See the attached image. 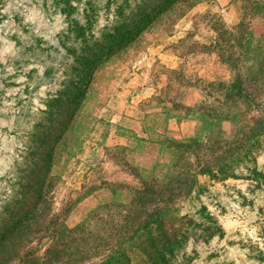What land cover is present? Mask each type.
Segmentation results:
<instances>
[{"label": "rangeland", "instance_id": "obj_1", "mask_svg": "<svg viewBox=\"0 0 264 264\" xmlns=\"http://www.w3.org/2000/svg\"><path fill=\"white\" fill-rule=\"evenodd\" d=\"M118 1L0 0V216L41 111L63 85L88 80L81 57L116 21ZM254 1L202 3L172 32L156 29L120 56L97 62L73 134L76 155L53 172L51 215L33 229L51 216L75 226L106 202L114 207L101 216L122 221L134 213L139 173L151 176L159 164L154 174L162 178L188 167L182 189L163 192L175 198L174 214L189 220L174 264H264V18L253 14ZM220 56L243 62L240 74L255 103L225 99L238 76ZM248 58L258 61L253 71ZM181 123L193 133L186 125L183 134ZM162 137L195 138L197 146L179 157ZM118 146L129 151L113 157L108 150ZM222 159L232 161L223 170ZM206 167L215 178L201 174Z\"/></svg>", "mask_w": 264, "mask_h": 264}, {"label": "trees", "instance_id": "obj_2", "mask_svg": "<svg viewBox=\"0 0 264 264\" xmlns=\"http://www.w3.org/2000/svg\"><path fill=\"white\" fill-rule=\"evenodd\" d=\"M215 1H118L116 21L106 26L100 38L88 46L91 54L81 57V64H88L85 74L88 80L82 84L71 81L63 85L47 102L46 110L41 111V118L34 127L22 166L17 167L9 183L11 193L3 202L0 216L3 221L0 223V264H174L175 253L181 248L179 240L183 228L189 220L174 214L176 207L170 203H174L175 198L167 200L163 198V192L182 189V184L184 186L191 176L188 167L172 175L167 173L162 178L154 174L159 164L150 172L151 176L143 177L139 173L142 183L141 187L133 190L131 206L134 213H129L122 221L101 216L102 211L114 207L112 202H106L90 211L75 226H69L65 220H58L54 216L37 230L33 226L51 215L56 178L53 172L64 171L66 164L76 155L73 134L78 128L79 112L97 65L141 44L145 34L156 29L164 33L172 32L176 24L195 7ZM252 5L253 14L264 18V2L256 0ZM215 26L223 28L222 23ZM245 27L246 24L242 23L239 29ZM80 30L83 33L82 27ZM98 61L101 62L98 64ZM220 61L237 71L238 76L228 86L225 99L244 98L255 103L254 93L249 92L245 86L247 81L240 74L243 62L233 56H220ZM257 63L256 58L244 61L249 71L255 70L254 65ZM251 89L257 91L254 87ZM233 119L237 124L245 125L240 120L236 121V117ZM162 138L161 144L167 145L166 149L179 157H190L191 149L197 146L195 138L187 142ZM137 141L140 144L147 142L144 138H137ZM108 151L113 157H119L129 149L118 146ZM226 161H222V170L232 163ZM201 174L216 177L211 167L202 169ZM33 237L37 240L36 244L32 241Z\"/></svg>", "mask_w": 264, "mask_h": 264}, {"label": "crops", "instance_id": "obj_3", "mask_svg": "<svg viewBox=\"0 0 264 264\" xmlns=\"http://www.w3.org/2000/svg\"><path fill=\"white\" fill-rule=\"evenodd\" d=\"M217 2L221 5V6H228L231 2V0H217ZM187 125V129H189V133L192 134L194 130L191 129L192 126H188V123H181L179 125L181 131L183 132V134H186L184 131V127ZM189 127V128H188ZM189 134V135H190Z\"/></svg>", "mask_w": 264, "mask_h": 264}]
</instances>
